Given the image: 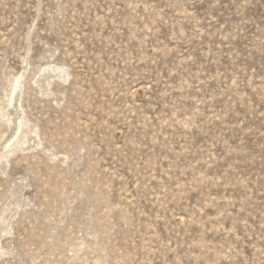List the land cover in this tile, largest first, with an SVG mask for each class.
<instances>
[{
	"label": "rangeland",
	"instance_id": "374dc122",
	"mask_svg": "<svg viewBox=\"0 0 264 264\" xmlns=\"http://www.w3.org/2000/svg\"><path fill=\"white\" fill-rule=\"evenodd\" d=\"M0 264H264V0H0Z\"/></svg>",
	"mask_w": 264,
	"mask_h": 264
}]
</instances>
